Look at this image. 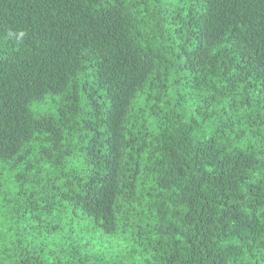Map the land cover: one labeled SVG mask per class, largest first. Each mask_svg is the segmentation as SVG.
<instances>
[{"label": "trees", "instance_id": "obj_1", "mask_svg": "<svg viewBox=\"0 0 264 264\" xmlns=\"http://www.w3.org/2000/svg\"><path fill=\"white\" fill-rule=\"evenodd\" d=\"M34 220L112 264H264V0H0V264H110Z\"/></svg>", "mask_w": 264, "mask_h": 264}, {"label": "rangeland", "instance_id": "obj_2", "mask_svg": "<svg viewBox=\"0 0 264 264\" xmlns=\"http://www.w3.org/2000/svg\"><path fill=\"white\" fill-rule=\"evenodd\" d=\"M59 224H61L60 228H58V230L52 231L50 234L48 233V230L45 228V226H43V224L39 225V223L35 220L33 221L32 225H26V227L23 226V230L21 229L19 236L20 238H23L22 245L35 247L36 245L43 243L44 248L46 249V253L53 252L56 255H60L61 252H65L70 247H80L81 252L92 259L94 258V254L96 253V251L100 248V256L102 258H108L106 260L110 264L116 263L115 261H119V258H121L125 254V249H127L128 247L127 242L122 240L120 242V245L118 243H113L112 246L107 245L103 247L102 245H98L96 248L95 246H93L94 249L88 250V248L82 247V245H84L86 242L83 243V240H81L83 235L79 232L78 228L73 229L72 233L73 235H75V237L72 241H70L69 239H67L68 236L71 235L69 224L66 223L64 225L63 222H59ZM85 240L87 241V236L85 237ZM75 242H77V244H74ZM72 251L76 256L84 257L82 253L77 252L73 249ZM0 253H3V250H0Z\"/></svg>", "mask_w": 264, "mask_h": 264}]
</instances>
